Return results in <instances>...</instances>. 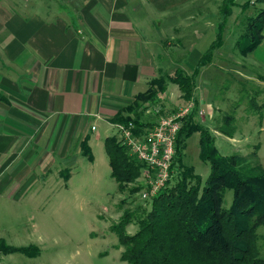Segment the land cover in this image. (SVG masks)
<instances>
[{
    "label": "crops",
    "instance_id": "obj_1",
    "mask_svg": "<svg viewBox=\"0 0 264 264\" xmlns=\"http://www.w3.org/2000/svg\"><path fill=\"white\" fill-rule=\"evenodd\" d=\"M209 1L33 0L29 12L14 0L0 3V195L25 197L52 186L47 181L82 157L86 138L92 150L119 133L113 119L152 79L177 69L192 74L190 53L213 24ZM262 35L250 53L260 68L264 29ZM168 38L177 41L168 45ZM220 53L194 89L199 110L212 108L206 95L222 76L212 70L227 64Z\"/></svg>",
    "mask_w": 264,
    "mask_h": 264
},
{
    "label": "trees",
    "instance_id": "obj_2",
    "mask_svg": "<svg viewBox=\"0 0 264 264\" xmlns=\"http://www.w3.org/2000/svg\"><path fill=\"white\" fill-rule=\"evenodd\" d=\"M259 4H264V0H246L242 4L238 0H224L220 10L224 18L217 26L215 40L199 58L192 74L177 69L173 75L162 74L152 79L149 88L129 105V111L113 119L115 124L132 123L134 134H145L152 122L143 119L144 109L148 103L159 100L158 94L165 92L170 82L179 86L187 106L194 97L202 69L212 63L216 50L224 45L226 24L236 6L241 7L242 14L255 8L253 14L246 16V25L236 44L241 54L252 53L263 39L264 7ZM199 112L195 106L182 120L176 134L171 177L163 189L147 203L127 209L112 227L123 246L120 259L126 264H264L258 233L264 226V166L252 164L236 153H223L209 126L200 122ZM224 119L219 131L234 136L235 118ZM196 131L200 133V158L210 165L207 178L184 162L187 139ZM104 143L111 175L123 191L127 184L141 177L146 165L117 135L109 136ZM81 152L94 160L88 138L82 142ZM66 174L69 175L67 170ZM138 187L129 192L136 193L141 189ZM227 191L233 194L229 207L225 206ZM131 223L137 225L132 234L126 230ZM25 250L0 241L1 254Z\"/></svg>",
    "mask_w": 264,
    "mask_h": 264
},
{
    "label": "rangeland",
    "instance_id": "obj_3",
    "mask_svg": "<svg viewBox=\"0 0 264 264\" xmlns=\"http://www.w3.org/2000/svg\"><path fill=\"white\" fill-rule=\"evenodd\" d=\"M8 1L0 0V3L8 4ZM32 1L14 0V4L17 7L24 5L23 8L29 12L34 8ZM210 1L206 4L205 12L208 21L213 24L208 22L200 46L190 53L192 70L215 40L216 25L223 18L215 15H218L224 0ZM254 12L255 8L243 14L237 9L228 19L224 45L215 52L216 55L221 52L220 58L227 64L219 70H212L222 76L212 86L216 88L212 93L214 95H206L208 101L211 98V110L203 109L198 118L209 126L223 153H236L252 164L264 166V68L254 64L251 54L242 55L236 46L246 25V16ZM176 41L177 38L171 41L168 38V45ZM182 54L180 52L178 56ZM171 87L158 94L159 100L154 104L148 103L149 106L144 109L143 119L152 122L149 130L160 117L185 107L187 100L179 95L174 86ZM173 98L177 100L172 101ZM191 102L197 106L194 98L190 99ZM165 103L169 106H165ZM227 116L235 118L236 133L232 137L219 131ZM119 134L117 136L121 139ZM199 142L200 133L193 132L186 142L184 162L193 166L197 174L207 178L211 172L210 165L200 158ZM92 153L94 162L82 155L74 165L66 168L70 175L63 174L54 182L47 181L52 186L42 191L19 198L0 195V241L26 249L25 252L0 253V264H126L120 259L123 246L112 227L127 209L133 210L147 201L141 198L145 192L144 172L139 179L120 191L111 175L105 143L94 145ZM135 186L141 189L136 193L129 192ZM231 198L232 192L227 191L225 206H230ZM126 230L132 234L137 230V225L131 223ZM258 233L259 251L264 258V226L258 229Z\"/></svg>",
    "mask_w": 264,
    "mask_h": 264
},
{
    "label": "built area",
    "instance_id": "obj_4",
    "mask_svg": "<svg viewBox=\"0 0 264 264\" xmlns=\"http://www.w3.org/2000/svg\"><path fill=\"white\" fill-rule=\"evenodd\" d=\"M195 107L191 102L187 107L164 116L145 134H134V124H115L120 137L130 152L138 160L145 163V191L141 198L151 200L171 177L170 167L175 155L176 134L182 125V120ZM203 113L202 110L199 112Z\"/></svg>",
    "mask_w": 264,
    "mask_h": 264
}]
</instances>
